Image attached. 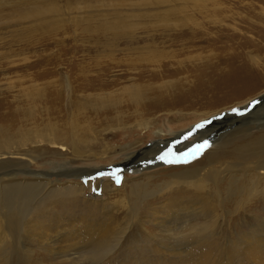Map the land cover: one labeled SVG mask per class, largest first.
Instances as JSON below:
<instances>
[{
    "label": "rangeland",
    "instance_id": "1",
    "mask_svg": "<svg viewBox=\"0 0 264 264\" xmlns=\"http://www.w3.org/2000/svg\"><path fill=\"white\" fill-rule=\"evenodd\" d=\"M215 1L206 0L204 10L194 0H4L0 5V126L17 130L35 124L42 130L48 124L69 137L65 155L54 154L46 146L35 148L33 169H49L51 182L58 178L86 184L83 195L98 205L84 208L74 201L64 209L72 205L100 223V217H107L112 232L127 229L119 244L117 240L112 243L118 253L128 252L130 247L135 253L147 244L153 250L155 242H184L191 247L204 241L205 245L206 232H194L191 226L208 220H215L214 238L219 247L213 246L218 262H236L243 258L251 240H264V177L249 176V168L260 162L244 147L264 132V127L258 126H264V103L246 115L233 113L219 128L190 130L218 113L244 109L264 94V0ZM41 6L47 9L46 19L29 18L27 13ZM49 7L60 12L52 14ZM180 8L192 18L181 22L178 17L186 13L174 12L168 14L171 22H166L163 14ZM117 16L136 24L134 31V27L132 31L121 29L124 32L118 35L113 28H99ZM48 20L56 21L54 30L41 28L40 22ZM236 78L240 80L235 82ZM136 87H140L137 102L133 101ZM246 126L254 128L216 149L219 142ZM83 139H87L84 144ZM206 139L209 142L203 150L186 161L178 158L182 151ZM73 145L82 155L74 153ZM215 150L219 157L212 155ZM51 161L69 162L72 172L66 167L50 170L54 169ZM183 167L204 171L206 194L187 186L184 179L173 185L175 178L169 174ZM12 168L11 163L0 164V178H7ZM144 172L153 173L151 182L156 184L145 193L147 197L144 191L133 194L122 187V176L131 181ZM216 172H222L218 175L222 178L220 196L209 181V175ZM87 180H91L90 187ZM107 182L116 188L111 194L104 187ZM254 183H258L256 188ZM227 187L231 194H225ZM253 193L250 201L239 204L240 198ZM198 197H203V205L197 202ZM136 200L142 202L133 218L130 205ZM187 202L191 203L171 214L177 205ZM159 203L170 213L164 214L166 223L154 212ZM187 206L195 213L184 211ZM27 244L34 250L36 264H63L58 258L53 261L36 242ZM108 251L88 254L74 264H109L103 262ZM228 251L242 252L236 257ZM16 256L11 264L18 263Z\"/></svg>",
    "mask_w": 264,
    "mask_h": 264
},
{
    "label": "bare ground",
    "instance_id": "2",
    "mask_svg": "<svg viewBox=\"0 0 264 264\" xmlns=\"http://www.w3.org/2000/svg\"><path fill=\"white\" fill-rule=\"evenodd\" d=\"M205 1L206 0H194V3L200 7L204 6L203 7V10H204L208 6L205 4ZM213 1H215V0H213ZM2 3H4V0H0V5ZM215 3L217 4L218 0H216ZM42 7L43 6L38 7L36 10L34 9L35 11H33L32 13H30V12L27 13L29 18L31 17L32 20L46 19V17H44V16L47 15V9L42 8ZM182 7H184V6H182ZM185 10L183 8L168 10L165 12V14H163V17H166L165 18V19H167L166 22H169V21L171 22V19H169L170 15H168V14H174V12L185 14L186 13ZM48 11L51 12L52 14L60 12L59 10H57L54 7H49ZM58 15H60V14H58ZM118 16L115 18V20L108 21V22H106V24L103 27H99V28L102 29V31L106 27H109V29L113 28V30L118 31V35H121L122 34L121 32H124L121 29L125 30L126 28H129L128 30H131V28L136 25L135 24L133 26L132 23L128 20V18H123V17H118ZM178 18H179L178 19L179 21L183 22L184 20L191 19L192 16L190 14L186 13L185 16H183L181 18L178 17ZM48 21L49 22H40V24H42L41 28L45 29V30H51V29L54 30L56 28V26H54L55 20H53L52 22H51V20H48ZM50 27H51V29H48ZM35 28H37V27H35ZM87 28H85V29L87 30ZM135 28L136 27L132 28V30ZM239 80H240V78L239 79L236 78L234 81L237 82ZM138 90H140V87H136L134 89L135 92L133 93V99H134L133 101H136L137 99L140 98V95L138 94ZM257 99L262 100L261 103H259V104L264 103V94H262ZM104 100H102V101H104ZM256 100L248 103L244 107V109L248 108L252 105L254 106L253 103ZM107 101H108V99H107ZM117 104H118V102H117ZM103 106H105V105H103ZM91 107H93V106H91ZM233 113H234L233 110H231L230 113H227L223 117H220V113H218L217 115H214V116H211L207 119H204L205 123L203 125H196L195 128L190 129V130L195 131L196 129H201V128H205V127L211 128L214 126L219 128L221 123H226V120L228 118L230 119V116ZM208 119H213V121L207 122ZM30 125L31 126H27L25 128H22V129L18 128L17 130H11V128H9V126H6V125L0 126V164L2 165V163H11V167H15L14 169L12 168L13 169L12 172L9 171L10 175L7 178H6V176H2L0 178V264H11L13 262L12 258H13L15 253L17 255L16 258H18V263H16V264H21V263L36 264L37 262L34 261V257H35L34 256V250H31L27 244V241H29V240L36 242L37 245H39V247L41 249H43V251H45V254H46V252L50 253L51 256H53V261H54V259L58 258L60 260V262H62L63 264H72V263L74 264L77 261L79 262V260H81V259L83 260V258H86V255L88 256V254H89V256L90 255H96L98 253L108 251V249L110 250V253L108 256L105 255L106 258L104 256L103 262L109 263V264H264V243H263L264 240L262 239L264 237L263 235H262L263 237L261 238L262 239L261 241H259L260 238L258 241H255V239L253 237L250 238V239H254V240H251V243L249 244V247L247 246L248 247L247 249L244 248L245 252L243 253V255H244L243 258H240L236 262L234 261V259H232L233 261H231V259H225V260L222 259L223 261L220 259L221 262H218L219 260L216 259V257H218V256L217 255L215 256V249H214L215 246H213V245H216L215 243H217L215 238H214V234H215V232H214L215 222L214 221L215 220H208V221L203 222V223L200 222L201 224H196L195 226H191V229L193 227L192 230L194 232H198V231L199 232L200 231L206 232L205 245L202 244L204 242L203 240H202L203 242L200 243L201 245H199V243H198V246L194 245L191 247H189V245H188L189 243L184 245L185 244L184 242L180 243V244L175 243L173 245H168L164 242H160V243L155 242V244L153 245V250L150 249V247H149L150 245L147 244V245H145V247L143 245L139 246L135 253L132 252L133 250L131 247L129 248L130 250L128 252H126L124 250V252L118 253V251L115 249L116 245H113L114 244L113 242L118 241L117 244H119V240L121 241L122 238L125 236L127 229L123 228L124 229L123 231H121L122 229H120V231H119L120 234H119L118 232L116 233V231L113 230L115 228H113L112 230L115 232H112L111 231L112 226L108 222L109 219H108V221L105 220V218H107V217H105L104 219L100 217V219L102 220L100 223V222H96V220H89V218H88L89 215L87 217L83 216L86 214L82 215V212L79 211L77 208L75 209V208L71 207L72 205L69 206L68 208L64 209L65 204H67L69 202L72 203L74 201L81 203L84 208L86 206H89V207L92 206L93 207V206L98 205V203H97L98 201L97 202L91 201L90 199L85 198V196L83 195L84 194L83 192L86 188V184L81 183V182L79 183L76 180L61 181L58 178L54 179L51 182V180L49 178L52 175V172L49 171V169L40 170V171L33 169L32 164L36 160L35 148L46 146V147L52 148L55 151L54 154L59 153V155H65L66 153H64L63 151L67 150L66 146L68 145L69 137L67 135L65 136V134L59 133L58 131H56V128H54V126L50 127V126H48V124H47V127L42 129V130L37 129L38 126L35 124H30ZM261 125L262 124H260L258 126L261 128L264 127ZM246 127H248V126H246ZM253 128H254V126H250L247 129L244 128L243 130L242 129H240L239 131L237 130L236 132H234V134H232L233 136L222 140L221 142H219L218 145L215 144L216 149H218V148L222 149L223 148L222 146L224 144H226L227 142H229L231 140H234L235 138L236 139L243 138V137H241V135H243L242 133L244 131L249 132ZM33 129H35V130L33 131ZM89 130H92V129L89 127ZM237 132H240V133L236 134ZM225 135L226 134H223L222 137L225 138ZM74 136H75L74 138L77 137V135H74ZM76 139H79V138H76ZM182 139H185V138H182ZM74 140L75 139H72V142H74ZM185 140H188V139H185ZM82 141L84 144L87 141V139H83ZM91 141L89 143H91ZM164 142H167V141H164ZM191 142H192L191 140H188V143H191ZM153 145H155V143H153ZM171 146H173V145H170L168 148H170ZM254 146H257L258 150L255 151L253 148ZM224 147H225V145H224ZM244 147L248 148L249 150H252V156L258 157L257 161L260 162L259 164L258 163L255 164L254 167L249 168L250 169L249 176L254 177V178H257V177L263 178L264 177V132L261 136L250 140V142L248 144H246ZM73 148H74L73 149L74 153L81 154L79 151L80 149L78 150V147L76 145ZM48 150H50V149H48ZM145 150H146V148L141 150V151H145ZM217 151L218 150H215L214 152L212 151L213 154L212 153L211 154L214 156H218L219 153L217 155ZM129 154H132V153H128V155ZM220 156H222V155H220ZM189 158L186 156H182L181 159L180 158L179 159L186 161ZM57 162H59V161H57ZM206 163H204V164H206ZM50 164L54 168V169H50V170H58V169H63L66 167V169H67L66 171H71L70 167L69 166L67 167V165H69V162H66L65 164H63V163L61 164V162L56 163L54 161H51ZM122 165H124V164L122 163ZM206 165H208V164H206ZM148 167H150V166H148ZM227 169H225V170H227ZM7 170H9V169H7ZM203 172L200 173V169L196 168V167L192 170L189 167H183L180 169L179 172H175V173H172L169 175H170V177L175 178V179H173L174 180L173 185L175 183L180 184L182 179H184L183 181L187 186H191L190 188L193 187L194 189H197L199 191L198 192L199 194L204 195V194H206V193H204L205 192L204 189L206 187L205 179L207 180V177L204 179L205 174H203ZM148 173L144 172L143 174H141V176L131 178V181H128L129 180L128 177L122 176V179H121L122 180L121 182H123L122 187L123 188H126V187L130 188L131 193H133V194L136 191H144L143 195H145V197H147L145 193H147V192L149 193L148 190H150L153 186L156 185L153 182H151L154 174L153 173L148 174ZM221 173L216 172V175L215 174L213 175V173L209 175L210 176L209 181H211L216 188V190H215V193L217 194L216 196L221 195V190H220L221 188L218 186L219 179H222V178H218V175L222 176ZM19 175H21L22 177H19ZM176 178L177 179L180 178V180L175 182ZM170 180H172V179H168V181H170ZM263 180H261V181H263ZM168 181L164 182V183L165 184L167 183V185H169ZM258 181H260V180H258ZM170 182H172V181H170ZM257 184L254 183L252 186H254V188H256ZM87 185L89 187L92 185L91 180L90 181L87 180ZM110 185H111L110 182H107L104 185V187H106V191L109 192V194L113 193L116 190V188H113ZM112 185H113V183H112ZM171 185H172V183H171ZM177 186H179V185H177ZM258 186H260V185H258ZM158 187H159V189H161L162 187L164 188V186H158ZM167 187L169 188L170 186H167ZM236 187H237V185H236ZM164 189L167 190L166 187ZM169 190H170V188H169ZM232 190H234V189H232ZM104 192H105V190H104ZM151 192H153V191H151ZM151 192H150V195H151ZM224 192H225V194L228 195L230 193V187L229 188L227 187ZM248 192L251 193L249 190H248ZM236 194H238V193H236ZM254 195L255 194L253 193L252 196L248 195L244 199L240 198L239 204L250 201L253 197H255ZM80 196H82V197H80ZM243 197H244V195H243ZM196 199L197 200L199 199V201H197V202L200 203L203 200V197H198ZM116 202H114V203L116 204ZM141 202H142V200L141 201L136 200L133 202L132 205H130L129 202H128L129 203L128 204L126 201H123V203H127L128 205H130V209H131L130 212L132 213L133 218L138 215ZM190 203L191 202H187V203L177 205L175 207V209H173L171 211V214L173 215V213L175 214L176 212H179L178 208H180L181 206H184V205H189ZM118 204H119V202H118ZM200 204L203 205V202ZM120 205H122V204H120ZM158 206L159 207L154 209V212L157 211L160 213V215L157 218L160 220V222H165V223L168 222L167 221L168 217L165 216L164 214L169 215L170 213L168 214L167 213L168 211L163 207V205H160V203ZM189 210L191 212H194L192 206H187L184 208V211L190 212ZM82 211H84V210H82ZM105 216H106V214H105ZM97 220H99V219H97ZM187 230H188V228H187ZM188 231L190 232V230H188ZM174 232H176V231H174ZM178 232H180V231H178ZM118 234L120 236H118ZM201 234H203V233H201ZM245 234H247V233H245ZM181 235H182V233H181ZM201 236H203V235H201ZM257 237L258 236H256L255 238H257ZM195 240H196V238H195ZM196 241H194V242H196ZM233 244H235V242H233ZM235 245H237V244H235ZM21 247H22V249H21ZM216 247H217V245H216ZM218 247L216 249H218ZM234 247H233V249H234ZM242 248H243V245H242ZM85 249H87V250H85ZM240 252H242V251H240ZM240 252H238L237 254L234 252H232V253H234L237 257V255ZM169 254L172 257L169 256ZM229 254H231V252H229ZM234 254H231V255L234 256ZM51 256H49L48 258H50ZM232 256H230V257H232ZM95 257H97V256H95ZM236 257H233V258L236 259Z\"/></svg>",
    "mask_w": 264,
    "mask_h": 264
},
{
    "label": "water",
    "instance_id": "3",
    "mask_svg": "<svg viewBox=\"0 0 264 264\" xmlns=\"http://www.w3.org/2000/svg\"><path fill=\"white\" fill-rule=\"evenodd\" d=\"M261 99H257L253 104L254 106L258 105L259 103H261ZM253 105L249 108H245V109H241L242 107H237V108H234L232 109L234 114L236 115H246L253 107ZM227 113H230V112H224L222 114H220V117H223L224 115H226ZM213 121V119H208L207 122H211ZM205 123V121L203 122H199L198 124L199 125H203ZM208 140H203L201 142H198V143H195L193 146L189 147L188 149L182 151L180 154H178V158L181 159L182 156H186V157H191L193 155H195L197 152L203 150L204 147H206L208 145Z\"/></svg>",
    "mask_w": 264,
    "mask_h": 264
}]
</instances>
